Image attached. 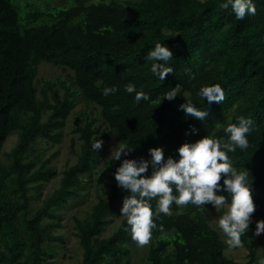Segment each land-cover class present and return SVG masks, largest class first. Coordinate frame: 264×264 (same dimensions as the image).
<instances>
[{"label": "trees", "instance_id": "16d2710c", "mask_svg": "<svg viewBox=\"0 0 264 264\" xmlns=\"http://www.w3.org/2000/svg\"><path fill=\"white\" fill-rule=\"evenodd\" d=\"M222 0H0V264H52L48 243L61 236L58 206L79 194L85 175L104 161L108 134L97 133V118L76 123L81 151L77 161L63 171L59 187L32 211L33 187L51 179L56 171L52 158L44 159L41 139L61 140L66 119L75 106L73 92L61 97L36 85L37 66L51 62L73 70V82L83 97L100 108L103 119L122 143L134 147L132 158H147L150 147L163 146L165 157H178L177 148L203 136L225 137L224 129L238 116L251 118L249 146L229 153L234 167L249 171L255 220L264 219V0H254L255 15L236 19ZM28 6V11L22 8ZM156 43L173 52L167 63L173 72L160 80L150 71L145 55ZM190 74H194L191 78ZM132 82L149 100H134L124 90ZM220 84L224 99L207 103L197 95L201 86ZM178 85L174 100L162 95ZM116 93L104 95V88ZM184 96V97H183ZM191 99L196 107L209 110L201 121L186 116L178 105ZM161 100V102H160ZM195 126L197 131L192 132ZM12 133L17 142L2 158ZM187 133V134H186ZM103 141L102 148L92 144ZM124 158L122 154L121 159ZM102 185L109 188L87 216L76 218L75 229L83 249L80 264H138L131 258L139 247L132 239L124 217L108 236L107 215L122 207L128 194L117 186L113 173L119 160L107 159ZM151 169H149L150 173ZM223 181V176L221 183ZM175 193V189H174ZM40 195V193H38ZM228 198L230 196L225 193ZM155 227L147 243V264H258V253L247 234L249 248L242 263L225 254L228 247L221 232L209 221L203 206L170 205V213H156V198L150 201ZM227 209H219L220 216Z\"/></svg>", "mask_w": 264, "mask_h": 264}, {"label": "clouds", "instance_id": "9594fccd", "mask_svg": "<svg viewBox=\"0 0 264 264\" xmlns=\"http://www.w3.org/2000/svg\"><path fill=\"white\" fill-rule=\"evenodd\" d=\"M220 7L230 8L236 19H244L246 15L256 13L254 0H222ZM172 58V50L161 43H156L145 55V60L152 62L151 73L160 80H165L167 74L173 72V68L167 63ZM190 76L194 78V74ZM177 88L178 85L166 91L161 100L171 101L182 96L177 94ZM124 90L134 93L137 103L149 100V94L137 90L132 82L127 83ZM103 92L104 95L116 93L117 87H105ZM197 95L203 100L206 98L207 103L211 104L214 101L220 103L225 94L220 84H211L201 86ZM178 110L201 121L209 114L207 108L196 107L191 99H185L179 104ZM236 120L237 123L228 124L224 129L226 138L206 135L194 142H184L177 148L176 158L165 157L163 146L150 147L147 158L141 156L139 159L128 158V153L134 147L127 143H118L115 150H111V158L120 161L113 173L114 179L117 186L128 193L123 199L120 215L126 218L132 239L139 245L148 242L151 229L155 227L150 204L153 198H156L157 214H169L173 202L178 206L191 203L204 207L211 204L218 211L225 205L227 193L230 200L227 211L218 218V227L225 234L224 242L229 248L243 246L241 236L249 230L256 205L249 182V171H240L234 167L229 153L235 152L237 148H248L247 134L253 130L254 121L244 116H238ZM191 131H197L195 126H192ZM102 145L103 141L97 139L91 147L95 151L101 149ZM261 233H264V219L255 221L254 235ZM258 264H264V257L259 259Z\"/></svg>", "mask_w": 264, "mask_h": 264}, {"label": "rangeland", "instance_id": "374dc122", "mask_svg": "<svg viewBox=\"0 0 264 264\" xmlns=\"http://www.w3.org/2000/svg\"><path fill=\"white\" fill-rule=\"evenodd\" d=\"M22 10L28 11L29 8L26 6L25 8H22ZM37 67L36 85L39 96L42 97L43 91H46L48 99L52 100L53 89L56 90L61 97L66 94L67 89H70V91L74 93L73 98L75 100V106L66 119L60 141L55 142L46 139L40 140L38 147L44 153L43 158H52L51 166L56 171V175L51 179L42 180L39 188L33 187L31 189V193L33 194L32 211H35V209L42 204L43 200L54 189L59 187L63 171L77 161L78 155L81 151L82 141L80 139V133L74 131L77 122L84 124L87 117L97 118L95 125L97 133L108 134V138L104 142V161L112 159L110 156L111 150L114 151L118 146V143H122L118 135L103 119L99 106L87 101L83 97L79 88L73 82V70L47 61H41ZM48 79L52 81L53 89H50L47 86L46 81ZM16 142L17 133H12L4 145V153L2 154L4 160H7V153L12 149ZM128 158H132L131 152L128 153ZM104 161L94 169L91 175H85L83 177L82 185L77 188L79 194L70 197L66 203L56 208L55 213H57L59 217L54 219L49 217L46 219L47 221H56L60 223L59 226L52 228V233L61 236V239H55L48 243L52 253L50 256L52 264H80L83 249L75 233V221L76 218L87 216L91 207L99 197H106L108 194L109 188L102 185L100 178L101 175L109 180V177L106 174L107 165ZM38 193H40V195ZM224 206L227 209L228 203H225ZM206 214L210 223L221 232L225 240V234L218 227V218L220 216L219 210H208ZM107 217L110 222L107 224L102 236H108L111 234L124 218L120 215V209L109 212ZM255 221L256 220L252 217V222L246 234L248 239L254 243L257 249L259 261L261 257H264V233H261L258 236L254 235ZM148 250L149 243L136 247L132 250L131 258L138 264H147L146 257ZM249 253L250 250L246 246L235 248L226 247L225 249V254L228 257L234 258L242 263H245L249 259Z\"/></svg>", "mask_w": 264, "mask_h": 264}]
</instances>
